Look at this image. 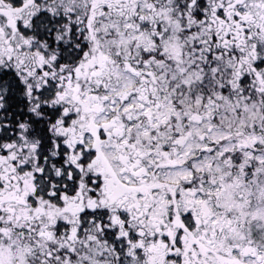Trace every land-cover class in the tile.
<instances>
[{
	"label": "snow or ice",
	"instance_id": "6c2138e0",
	"mask_svg": "<svg viewBox=\"0 0 264 264\" xmlns=\"http://www.w3.org/2000/svg\"><path fill=\"white\" fill-rule=\"evenodd\" d=\"M0 264H264V0H0Z\"/></svg>",
	"mask_w": 264,
	"mask_h": 264
}]
</instances>
